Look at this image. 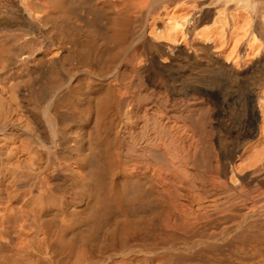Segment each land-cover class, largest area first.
<instances>
[{"label":"bare ground","instance_id":"1","mask_svg":"<svg viewBox=\"0 0 264 264\" xmlns=\"http://www.w3.org/2000/svg\"><path fill=\"white\" fill-rule=\"evenodd\" d=\"M0 264H264V0H0Z\"/></svg>","mask_w":264,"mask_h":264}]
</instances>
